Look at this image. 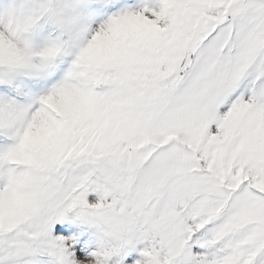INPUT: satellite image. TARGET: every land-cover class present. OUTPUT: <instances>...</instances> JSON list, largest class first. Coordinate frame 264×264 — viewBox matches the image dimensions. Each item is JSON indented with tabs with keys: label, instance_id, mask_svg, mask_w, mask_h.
Masks as SVG:
<instances>
[{
	"label": "snow or ice",
	"instance_id": "snow-or-ice-1",
	"mask_svg": "<svg viewBox=\"0 0 264 264\" xmlns=\"http://www.w3.org/2000/svg\"><path fill=\"white\" fill-rule=\"evenodd\" d=\"M0 264H264V0H0Z\"/></svg>",
	"mask_w": 264,
	"mask_h": 264
}]
</instances>
